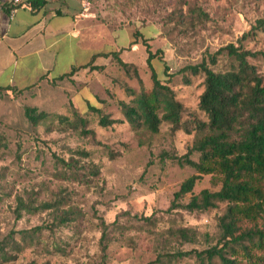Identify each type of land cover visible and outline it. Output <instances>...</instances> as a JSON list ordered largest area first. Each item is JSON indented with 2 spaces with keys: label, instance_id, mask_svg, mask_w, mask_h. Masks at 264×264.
Here are the masks:
<instances>
[{
  "label": "rangeland",
  "instance_id": "374dc122",
  "mask_svg": "<svg viewBox=\"0 0 264 264\" xmlns=\"http://www.w3.org/2000/svg\"><path fill=\"white\" fill-rule=\"evenodd\" d=\"M89 1L103 25L101 49H119L123 60L136 65L144 87L151 86L150 69L144 46L132 42L134 29L148 37L152 52L160 51L172 73L168 82L187 120L205 119L198 109L203 76L179 73V69L197 62L205 52L237 43L243 32L264 20V0ZM260 26L242 41L245 48L264 50V25ZM99 61L105 64L102 71L82 69L72 80L0 95V239L12 235L20 244L6 246L13 258L0 264H147L158 252L168 257L173 251L201 249L215 241L216 220L224 203L207 210L183 207L201 189H218L210 175H201L191 192L174 198L181 182L195 171L171 156L186 153L192 133L172 130L166 122L156 133L133 129L125 121L100 126L88 105H99L111 118H122L117 101H128L140 84L113 58ZM252 61L260 67V61ZM153 64L165 81L162 61L156 58ZM26 105L48 116L33 125L24 115ZM74 107L87 110L84 127L73 115ZM70 158L73 168L61 161ZM191 158L196 159V154ZM19 198L34 205L49 201L60 209L17 213ZM63 210L69 219L60 223L55 214ZM178 227L194 230L195 240L172 237L169 231ZM21 231L32 232L33 241H23ZM163 260V264H198L193 256Z\"/></svg>",
  "mask_w": 264,
  "mask_h": 264
},
{
  "label": "trees",
  "instance_id": "16d2710c",
  "mask_svg": "<svg viewBox=\"0 0 264 264\" xmlns=\"http://www.w3.org/2000/svg\"><path fill=\"white\" fill-rule=\"evenodd\" d=\"M39 1L34 0L33 3ZM260 25H264V20H259L257 25L243 32L237 43L229 42L213 52H205L197 62L187 63L179 69V73L203 76L198 109L205 114L204 120L196 117L183 119L184 106L168 82L172 73L161 58L160 51H151L148 37L139 29H134L132 42L140 43L145 48L150 87H144L136 65L123 60L119 49L96 52L86 64L73 66L69 72L54 80H72V76L81 68L102 71L105 64H97L95 59L113 58L127 74L134 73L140 88L129 94L132 96L128 101H117L122 118H111L102 112L101 106L88 105L87 110L97 114L100 126L125 121L133 129L142 127L156 133L160 124L166 122L172 130L183 129L192 133L186 153L171 156L179 164H186L195 171L181 182L174 192V198L191 192L201 175H210L211 183L218 185V189H201L198 194H192L183 207L191 211L207 210L224 203V209L216 220L215 241L201 249L173 251L168 257L158 252L155 259L147 264H163V259L171 261L182 256H193L198 264H264V50L247 49L242 44L243 40L255 34L254 28H260ZM156 58L162 61L165 81L159 78L154 67L153 60ZM254 59L260 61V67L252 61ZM39 84L20 89L1 87L0 95L7 91L25 93ZM86 111L81 112L76 107L73 109V115L83 127L87 123L83 115ZM24 115L31 124L37 125L48 113L26 105ZM81 131L94 135L89 129L82 128ZM192 154H196V159L191 158ZM61 161L68 168L75 165L72 158ZM54 204L43 201L34 205L19 198L16 209L17 213L21 209L29 213L52 208L54 212L59 211V206L54 207ZM66 214L67 210H63L55 215L63 223L69 219ZM102 226L101 248L105 251L107 225L103 222ZM169 232L180 241H194L196 237L195 231L189 227H178ZM33 237L34 234L29 232L21 239L31 242ZM9 245L15 247L20 244L12 235L0 239V262L13 258L6 250Z\"/></svg>",
  "mask_w": 264,
  "mask_h": 264
},
{
  "label": "crops",
  "instance_id": "0c3cea01",
  "mask_svg": "<svg viewBox=\"0 0 264 264\" xmlns=\"http://www.w3.org/2000/svg\"><path fill=\"white\" fill-rule=\"evenodd\" d=\"M33 1L22 0L11 13L10 0H0V88L52 83L92 54L117 50L101 49L104 29L93 1L85 7L86 0ZM99 58L94 62L102 64ZM82 69L88 70L75 74Z\"/></svg>",
  "mask_w": 264,
  "mask_h": 264
},
{
  "label": "built area",
  "instance_id": "2783aa9c",
  "mask_svg": "<svg viewBox=\"0 0 264 264\" xmlns=\"http://www.w3.org/2000/svg\"><path fill=\"white\" fill-rule=\"evenodd\" d=\"M89 3H90L89 0H86L83 4V7L88 6ZM21 4H22V0H10L8 5L9 11L13 13L17 9V7H19Z\"/></svg>",
  "mask_w": 264,
  "mask_h": 264
}]
</instances>
